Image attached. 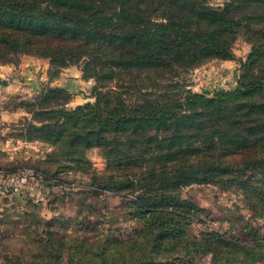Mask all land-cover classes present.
<instances>
[{"label":"trees","instance_id":"16d2710c","mask_svg":"<svg viewBox=\"0 0 264 264\" xmlns=\"http://www.w3.org/2000/svg\"><path fill=\"white\" fill-rule=\"evenodd\" d=\"M240 33L251 48L239 61L234 88L211 96L185 90L182 98L152 91L159 76L234 58ZM23 54L49 57L50 78L84 61L83 78L95 81L94 101L74 108L66 107L65 88L42 86L39 101L25 103L37 105L26 117V131L38 132L37 138L53 142L54 153L72 160L98 146L103 156L127 167L125 176L135 179L132 193L140 188L134 203L150 219L162 213L155 203L169 189L174 194L182 184L217 176L225 186L230 169L246 172L264 165V0L218 6L204 0H0V64H15ZM135 71L147 87L133 85ZM115 78L125 85L116 80L111 88ZM133 87L141 94L127 97ZM51 98L59 99L53 109L44 105ZM36 174L49 189L60 182L49 171ZM153 224L144 223L138 234L147 233L150 248H157L167 228ZM203 235L209 246L203 252L211 250L214 264L229 260L232 240L222 239L226 244L219 254L212 239L221 234ZM180 259L189 263L187 253Z\"/></svg>","mask_w":264,"mask_h":264},{"label":"rangeland","instance_id":"374dc122","mask_svg":"<svg viewBox=\"0 0 264 264\" xmlns=\"http://www.w3.org/2000/svg\"><path fill=\"white\" fill-rule=\"evenodd\" d=\"M204 1L218 6L228 0ZM250 48L245 34L240 33L232 47L234 58H246ZM24 57L45 59L48 74L52 70L49 69L50 58L36 54H23L15 64L9 65L19 70ZM215 60L186 72L159 76L152 91H167L182 98L185 90L211 96L219 89L234 88L240 62L228 77L215 66ZM83 64L84 61H80L70 66L82 67ZM134 75V86L147 87L149 82L142 73L135 71ZM1 76L10 78L3 73ZM86 80L93 83L86 84L83 90L76 88V96L68 94L66 107L94 101L95 81ZM116 80L125 85L115 78L108 83L112 84L111 88H116ZM2 84L0 80V264H147L146 261L181 264V255L185 253L189 258L187 264H214L211 250L203 252L209 247L204 245L203 235L208 232L221 234L217 240L212 239V247L219 254L226 244L223 240L236 244L229 248V260L217 259L219 263L264 264V165L246 172L230 169L232 178L225 186L223 178L217 176L182 184L174 194L169 189L166 198L157 197L155 203L162 213L150 219L149 214L134 203L140 188L132 193L135 179L125 176L127 167L103 156L98 146L87 148L82 158L72 160L54 153L53 142L37 138L38 132L26 131L28 118L37 105L25 103L39 101V86L25 83L6 92ZM81 92L90 93V99ZM126 94L127 97L140 95L141 90L133 87L127 89ZM58 102L59 99L51 98L43 104L53 109ZM13 110L14 114L2 116L3 112ZM50 133L47 135H56ZM26 135H31V139ZM260 153L264 157V148ZM24 169L35 173L49 171L56 174L60 182L51 189L39 191H50L42 199L36 201L33 196L30 201L26 198L30 196L27 192L13 194L1 176ZM155 220L158 222L153 224ZM146 222L153 224L152 227L167 228L161 232L157 248L156 245L150 248L147 233L138 234ZM195 235L199 238L193 237ZM194 245L204 248L196 250Z\"/></svg>","mask_w":264,"mask_h":264},{"label":"crops","instance_id":"0c3cea01","mask_svg":"<svg viewBox=\"0 0 264 264\" xmlns=\"http://www.w3.org/2000/svg\"><path fill=\"white\" fill-rule=\"evenodd\" d=\"M245 59V57H241ZM240 57L232 58V59H225V60H217L215 66L219 68L220 71L225 73L226 76H230L234 73L236 66L240 60ZM48 61L41 58H34V57H24L19 64V70H16L15 66L5 64L0 65V73H3L10 78L5 76H1L0 80H5L6 83L2 84V90H13L15 88L20 87L22 84L31 83L35 87L39 86L41 88L44 85L50 86H60L65 88L70 94L76 96L77 90L76 88L84 89L86 84H92L93 82L90 80H86L82 76V70L78 66H68L62 68L58 74L52 78L49 77L48 71ZM223 77V76H222ZM221 77V78H222ZM18 84V85H17ZM38 88V89H39ZM91 88V85H90ZM1 92V89H0ZM75 93V94H74ZM79 93V91H78ZM83 97H87L90 99V93L86 92V94L80 93ZM15 113V110L12 112L6 111L2 113V116H9ZM50 192V191H49ZM48 192H36L34 194V200L38 201L42 199L45 194Z\"/></svg>","mask_w":264,"mask_h":264},{"label":"built area","instance_id":"2783aa9c","mask_svg":"<svg viewBox=\"0 0 264 264\" xmlns=\"http://www.w3.org/2000/svg\"><path fill=\"white\" fill-rule=\"evenodd\" d=\"M1 176H4L5 179L2 180L4 184H8V188L14 192L13 194H25L27 192L30 196H34L36 192L42 189H49L47 182L39 178L32 169H24L16 173H2Z\"/></svg>","mask_w":264,"mask_h":264},{"label":"water","instance_id":"95a60500","mask_svg":"<svg viewBox=\"0 0 264 264\" xmlns=\"http://www.w3.org/2000/svg\"><path fill=\"white\" fill-rule=\"evenodd\" d=\"M1 81H3V83H6V81H4V80H1Z\"/></svg>","mask_w":264,"mask_h":264}]
</instances>
